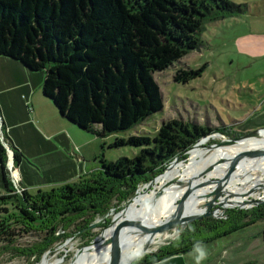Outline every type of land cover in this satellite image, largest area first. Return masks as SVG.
Returning a JSON list of instances; mask_svg holds the SVG:
<instances>
[{
    "label": "trees",
    "instance_id": "1",
    "mask_svg": "<svg viewBox=\"0 0 264 264\" xmlns=\"http://www.w3.org/2000/svg\"><path fill=\"white\" fill-rule=\"evenodd\" d=\"M245 8L230 0H0V55L43 71L42 93L52 99L58 112L103 138L161 110L164 103L154 73L201 47L199 35L206 22L237 15ZM203 70L204 65L179 68L173 80L185 84ZM191 124L171 120L154 136L117 137L110 147L142 149L115 163L101 158L100 169L34 193L15 191L0 141L6 187L0 195L2 248L35 263L72 234V229L81 231L99 216L104 219L102 226L108 225L111 207L125 202L141 182L211 130ZM1 129L6 139L3 124ZM10 147L17 166L23 154ZM259 221L264 222V202L248 209H228L224 218L204 217L190 223L166 246L131 264L156 263ZM15 228L22 233L38 232L39 240L14 246Z\"/></svg>",
    "mask_w": 264,
    "mask_h": 264
},
{
    "label": "rangeland",
    "instance_id": "2",
    "mask_svg": "<svg viewBox=\"0 0 264 264\" xmlns=\"http://www.w3.org/2000/svg\"><path fill=\"white\" fill-rule=\"evenodd\" d=\"M230 1L242 3L246 7L245 10L237 15L206 22L201 35H199L202 43L199 50L197 48L190 50L166 69L154 73V79L161 90L164 106L140 123L128 130L109 134L103 138L96 137L92 132L83 130L71 122L72 127L66 122L49 121L47 125L40 128L41 133H38L34 128L38 124V117L34 119L36 124L22 125L23 129L31 126L33 132L29 143H27V159L23 162L21 160V162L29 168L30 176L37 183L28 188L27 191L34 193L37 190H51L52 187L45 185V181L53 180L56 175L48 172L47 166L51 170L61 166L67 174L79 173V171L83 174L90 169H94V171L100 169L101 158L109 163H115L121 157H134L142 147L131 145L110 147V143L117 137L126 138L130 134L154 136L166 121L182 120V123L186 124L196 123V125L210 126L209 133L203 135L206 138H203L191 149L193 150L191 156L193 152L205 151L200 150L202 148H215L216 150L220 145L210 146L209 143L224 141V137L226 139L237 137L251 130L264 127L263 123L258 127L249 126L247 128V124L254 120L256 107H259L258 105L264 101V98L257 97L258 94L252 91L255 89L256 92H261L264 95V0ZM202 65H204V70L199 77L192 78L185 84L173 80L177 69L199 68ZM35 73L39 76L40 81V76L44 72L36 71ZM42 82L43 79L39 82L40 94H42ZM36 85L38 86V81ZM24 96L26 97V95ZM21 98L23 99V96ZM189 155L190 153L177 154L176 156H180V160L168 168L175 165L184 166ZM176 156L164 164L171 162ZM164 170L161 172L164 173ZM15 173L17 172L14 169ZM14 177L18 178L17 174ZM263 182L264 173L260 170L245 168L240 171L238 167L231 168L223 177L215 176L211 180H207L203 183L204 191L191 194L192 199L190 200L178 199L171 204L173 207L170 210H168V206L160 212V221L156 226L149 228L152 241L150 242V250L146 251L145 254L155 253L161 246H166L190 223L207 216L215 219L224 218L228 209H248L263 203L264 201L245 208L237 206L223 208L225 206L219 204L221 200L227 197L232 199L233 192L237 194L240 198L239 202L243 205L246 203L242 202L241 198H245L246 201L262 198L264 197ZM57 185L59 184L54 185V187ZM222 186L225 188L221 189ZM149 187L147 185L141 186L138 193L147 189V194L150 195L154 190L153 184ZM126 202H121L119 206H123ZM119 206L109 209L108 219L111 220ZM206 211H210V215L206 214L199 219H193L182 225L178 224L165 232L166 222L174 215L179 216V218H186L193 212L204 213ZM2 213L0 212L1 215ZM103 222L104 219L99 216L81 231L72 229V234L68 235L61 243H56L52 251H45L47 258L51 261L58 260L57 264H70L79 259L88 248L104 238L108 225L102 226ZM14 230V246L21 248L39 240L40 234L38 232L22 233L18 228ZM263 230L264 222L259 221L238 232H232L221 237L218 241L220 242L218 247L217 239H215L198 246L194 250L191 249L192 251L186 255L190 257L189 259H216V253L220 255L223 252L221 245L231 244L234 238H240L246 233L251 232V234L259 235ZM93 239L95 240L90 242ZM3 243L0 240V264H37L42 260L40 258L34 263L32 258L13 254L9 250L5 251L2 248ZM241 257H244L243 260L247 259V256ZM87 262L88 260L83 264ZM96 263L97 254L94 256L92 264Z\"/></svg>",
    "mask_w": 264,
    "mask_h": 264
},
{
    "label": "bare ground",
    "instance_id": "3",
    "mask_svg": "<svg viewBox=\"0 0 264 264\" xmlns=\"http://www.w3.org/2000/svg\"><path fill=\"white\" fill-rule=\"evenodd\" d=\"M223 142L224 143L220 144V147H217L216 150L215 148H202L200 150L205 151L199 153L193 152L192 156L191 152L193 150H188L187 153H190V155L184 166L175 165L172 168H168L175 164L176 161L168 164V166L164 168L165 170L163 169L164 173L160 172L156 178L145 184L148 187L153 184V192L150 193V195L147 194V189L143 192H135L130 201L123 206V209H121L118 214H116L115 220L107 226L108 228L106 229L104 238L88 248L79 259H76L70 264H83L87 260L88 262L85 264H92L96 254V264L109 263L113 245L112 235L119 220H130V223L124 227V230L120 232L118 238L120 246L118 263L128 262L145 244L152 241L149 228L157 225L160 221L159 214L164 208L169 206L168 210H170L173 207L171 204L178 199L183 201L192 199L191 194L205 190L203 183L207 180H211V178L215 176H225L231 168L238 167L240 171L245 168H253L254 170H260L264 173V153L254 157L247 156L246 159L241 160L235 166L231 167L235 160V155L238 152L252 150L253 152H264V129L259 131V133L240 139L238 138L232 143H227L228 139L224 137ZM16 174L17 173H15L14 176H16ZM228 185L230 186V184ZM223 188L225 187L222 186L221 189ZM232 196V199L227 197L221 200L219 204L225 207L235 204L243 205L239 202L240 198L236 193L233 192L231 197ZM241 199L242 202L246 201L245 198ZM254 200L251 199L250 201L254 202ZM244 206H247V204ZM191 214L196 215L199 213L193 212ZM169 220L167 222H169ZM58 262V260H49L45 255L37 264H57Z\"/></svg>",
    "mask_w": 264,
    "mask_h": 264
},
{
    "label": "crops",
    "instance_id": "4",
    "mask_svg": "<svg viewBox=\"0 0 264 264\" xmlns=\"http://www.w3.org/2000/svg\"><path fill=\"white\" fill-rule=\"evenodd\" d=\"M35 72L10 56L0 55V123L4 125L6 139L9 140L12 147L18 149L23 154L22 162L27 159V143H29L33 132L31 126L23 129L22 125L36 124L34 119L38 117L39 126L38 124L34 126L38 133L42 132L40 128L47 125L49 121L66 122L71 127L73 126L65 116L58 112L57 108L53 105L52 99L44 96L43 93H39V82L42 79L44 80V74H41V80L39 81V76L35 75ZM37 81L38 86L36 85ZM252 91L258 94L257 97L264 98L261 92H256L255 89H252ZM22 94L26 95L27 98ZM21 96H23L24 100ZM258 106L255 109L256 112H254V120L247 124V128L249 126L258 127L264 123V101ZM21 160L15 166V171L19 178V185L27 190L37 183L30 176L29 168L23 165ZM46 170L51 172V174H55L56 178L45 181V185L54 187L56 184L60 185L72 182L78 176H82L94 169H90L83 174L80 171L79 173L67 174L61 166L54 167L53 171L47 166ZM1 174L0 169V195L6 193V187ZM220 238H217V247L218 243H220L218 242ZM221 247L223 252L220 255L216 253V259H189L190 257L186 254L194 250L192 249L181 254H174L153 264H264V230L259 235L251 234V232L246 233L240 238H234L231 244L221 245ZM241 256H247V259L243 260L242 258L244 257Z\"/></svg>",
    "mask_w": 264,
    "mask_h": 264
},
{
    "label": "water",
    "instance_id": "5",
    "mask_svg": "<svg viewBox=\"0 0 264 264\" xmlns=\"http://www.w3.org/2000/svg\"><path fill=\"white\" fill-rule=\"evenodd\" d=\"M198 50H199V48H197ZM264 129V127H261V128H258V129H256V130H251V131H249V132H246L245 134H243V135H241V136H237V137H228V142L227 143H232L234 140H236V139H240V138H242V137H246V136H249V135H252V134H256V133H259V131H261V130H263ZM216 134H219L218 132H216ZM207 136H209V135H207ZM203 138H206V136H203V137H201L200 139H199V141H197V142H194L187 150H184L183 151V153H187L188 152V150H190V149H192L194 146H196L200 141H201V139H203ZM0 141H1V143L3 144L2 146L5 148V150H6V153H7V157H8V160H7V162H6V164H7V167H8V170L10 171V170H12V168L14 167V162H13V160H14V156H13V154H12V149H11V147H10V143H9V141L7 140V139H5L4 138V136H3V134H2V129H1V123H0ZM222 143H224L223 141H218V142H215V143H213V144H210L209 143V145L210 146H213V145H220V144H222ZM226 143V144H227ZM182 153V154H183ZM262 153H264V152H262V151H258V152H253V150L252 151H246V152H238L236 155H235V160H234V162H233V164H232V166L231 167H233V166H235L237 163H239L241 160H244V159H246L247 158V156H258V155H261ZM177 160H180V156H176L171 162H175V161H177ZM171 162H169V163H167V164H164V166L162 167V170L165 168V167H167L168 166V164H170ZM161 170V171H162ZM161 171H159L155 176H153L152 178H149L148 180H146V181H143L141 184H139L138 186H137V188H136V190H135V192H137L138 191V189L141 187V186H143V185H145V184H147V183H149V182H151L154 178H156V176L161 172ZM135 192H133V194L126 200L127 202L126 203H128L129 201H130V199L132 198V196L135 194ZM262 201H264V197L263 198H260V199H258V200H256V201H254V202H249V201H245V203L247 204V206H244V205H237V204H235V205H229V206H226V207H223V208H229V207H233V206H237V207H241V208H245V207H248V206H253V205H256L257 203H260V202H262ZM126 203L123 205V206H125L126 205ZM123 206H119V208L117 209V211L115 212V214L113 215V217L111 218V220H109V223H108V226L112 223V221L113 220H115V216H116V214H118L120 211H121V209H123ZM222 206V205H221ZM206 214H208V215H210V212H208V211H206V212H204V213H199V214H196V215H190L189 217H186V218H179V216H176V215H174L173 217H171L170 218V220H169V222H167V224H166V230H165V232L166 231H168V230H170V229H172V228H174L176 225H182V224H184L185 222H189V221H191V220H196V219H199L200 217H202L203 215H206ZM107 216V215H106ZM130 223V220H119L118 221V223H117V225H116V227H115V229H114V233H113V235H112V237H113V245H112V249H111V258H110V261H109V263H107V264H131L133 261H136L139 257H141L143 254H145V252L146 251H148V250H150V243H147V244H145L142 248H141V250H139L136 254H134L133 256H132V258H131V260L130 261H128V262H123V263H118V254H119V249H120V246H119V243H118V238H119V235H120V232H122L123 230H124V227L126 226V225H128ZM96 239V238H95ZM95 239H93V240H91L90 242H93ZM89 242V243H90ZM88 243V244H89ZM44 255H46L45 254V252L43 253V255H42V257L44 256ZM42 257H41V259H42Z\"/></svg>",
    "mask_w": 264,
    "mask_h": 264
},
{
    "label": "built area",
    "instance_id": "6",
    "mask_svg": "<svg viewBox=\"0 0 264 264\" xmlns=\"http://www.w3.org/2000/svg\"><path fill=\"white\" fill-rule=\"evenodd\" d=\"M12 154H13V151H12ZM14 169H16L15 168V166L12 168V170H10L9 171V177H10V180H11V182L14 184V186H15V191L16 192H21V190H23V188L19 185V178H15L14 177Z\"/></svg>",
    "mask_w": 264,
    "mask_h": 264
}]
</instances>
